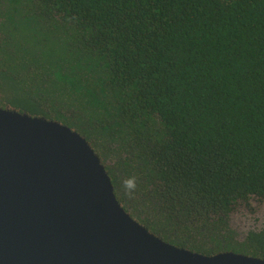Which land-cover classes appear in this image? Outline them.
<instances>
[{"label": "trees", "instance_id": "16d2710c", "mask_svg": "<svg viewBox=\"0 0 264 264\" xmlns=\"http://www.w3.org/2000/svg\"><path fill=\"white\" fill-rule=\"evenodd\" d=\"M0 107L79 133L118 203L204 255L264 259V0H0Z\"/></svg>", "mask_w": 264, "mask_h": 264}, {"label": "water", "instance_id": "95a60500", "mask_svg": "<svg viewBox=\"0 0 264 264\" xmlns=\"http://www.w3.org/2000/svg\"><path fill=\"white\" fill-rule=\"evenodd\" d=\"M0 264H264L204 255L146 230L118 203L104 165L69 127L0 107Z\"/></svg>", "mask_w": 264, "mask_h": 264}, {"label": "flooded vegetation", "instance_id": "af4514ba", "mask_svg": "<svg viewBox=\"0 0 264 264\" xmlns=\"http://www.w3.org/2000/svg\"><path fill=\"white\" fill-rule=\"evenodd\" d=\"M262 206H264V198L262 199L254 198L249 200L248 205H243L239 208L240 213L238 214L241 215V217H239V220L241 219L242 221L243 217L246 215L248 221V226L245 227V230L243 231L244 234L243 236H241L239 241H242L249 231H253L255 233H262L264 235V226L261 224L262 221L264 220V210ZM242 210H245V212L242 213ZM236 214L232 213L230 216L231 225H232V221L234 222L235 220ZM258 222L261 223L258 224ZM241 223H243V221Z\"/></svg>", "mask_w": 264, "mask_h": 264}, {"label": "rangeland", "instance_id": "374dc122", "mask_svg": "<svg viewBox=\"0 0 264 264\" xmlns=\"http://www.w3.org/2000/svg\"><path fill=\"white\" fill-rule=\"evenodd\" d=\"M262 208H263V210H264V206H262ZM236 212H237V214H236ZM243 212H245V210H242V213ZM234 214H236V216H235V220H234V222L232 221V225H231V223H230V225L233 227V229H235L236 230V232L240 235L239 236V239L241 238V236H243V234H244V230H245V227H247L248 226V221H247V217H246V215L243 217V223H241L242 221H241V219L239 220V217H241V215L240 214H238V213H240V209H238V210H235L234 212H233ZM231 222V221H230ZM259 223H261V222H258V224ZM263 226H264V220L262 221V223H261Z\"/></svg>", "mask_w": 264, "mask_h": 264}]
</instances>
